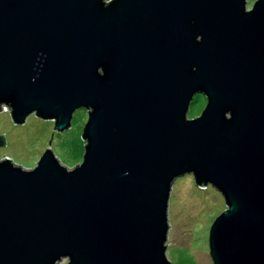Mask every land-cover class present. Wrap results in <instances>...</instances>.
Masks as SVG:
<instances>
[{"label":"water","instance_id":"water-1","mask_svg":"<svg viewBox=\"0 0 264 264\" xmlns=\"http://www.w3.org/2000/svg\"><path fill=\"white\" fill-rule=\"evenodd\" d=\"M3 105L88 117L72 167L0 159V264H172L184 174L224 199L213 264H264V0H0Z\"/></svg>","mask_w":264,"mask_h":264},{"label":"rangeland","instance_id":"rangeland-1","mask_svg":"<svg viewBox=\"0 0 264 264\" xmlns=\"http://www.w3.org/2000/svg\"><path fill=\"white\" fill-rule=\"evenodd\" d=\"M255 0H247L252 8ZM206 103L196 93L189 105L187 117L198 116ZM88 113L85 107L77 108L70 125L55 129L54 120L42 118L34 112L23 123L16 124L10 109L3 105L0 111V134L5 143L0 145V159L9 158L25 168L33 167L44 150L50 148L64 165L72 167L82 160L85 140L82 138ZM225 209L222 194L208 184L199 187L191 174L178 176L170 190L168 201L169 228L166 239V256L172 264H213L209 251V230L215 217ZM67 262L64 259L63 264Z\"/></svg>","mask_w":264,"mask_h":264},{"label":"built area","instance_id":"built-area-1","mask_svg":"<svg viewBox=\"0 0 264 264\" xmlns=\"http://www.w3.org/2000/svg\"><path fill=\"white\" fill-rule=\"evenodd\" d=\"M62 262H64V261H62ZM62 262H61V264H63Z\"/></svg>","mask_w":264,"mask_h":264},{"label":"flooded vegetation","instance_id":"flooded-vegetation-1","mask_svg":"<svg viewBox=\"0 0 264 264\" xmlns=\"http://www.w3.org/2000/svg\"><path fill=\"white\" fill-rule=\"evenodd\" d=\"M250 6H251V5H250ZM250 6H249V7H250ZM249 7H248V8H249Z\"/></svg>","mask_w":264,"mask_h":264}]
</instances>
